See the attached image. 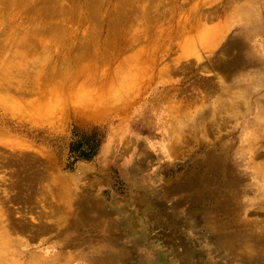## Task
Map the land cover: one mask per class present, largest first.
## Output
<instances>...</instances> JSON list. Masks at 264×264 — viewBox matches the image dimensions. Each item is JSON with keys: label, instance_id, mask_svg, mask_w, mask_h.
<instances>
[{"label": "rangeland", "instance_id": "rangeland-1", "mask_svg": "<svg viewBox=\"0 0 264 264\" xmlns=\"http://www.w3.org/2000/svg\"><path fill=\"white\" fill-rule=\"evenodd\" d=\"M0 264H264V0H0Z\"/></svg>", "mask_w": 264, "mask_h": 264}, {"label": "trees", "instance_id": "trees-1", "mask_svg": "<svg viewBox=\"0 0 264 264\" xmlns=\"http://www.w3.org/2000/svg\"><path fill=\"white\" fill-rule=\"evenodd\" d=\"M107 136V130L101 126L75 128L73 139L69 147V168L79 162L94 160Z\"/></svg>", "mask_w": 264, "mask_h": 264}]
</instances>
